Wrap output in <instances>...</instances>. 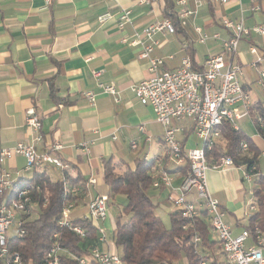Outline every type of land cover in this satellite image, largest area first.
I'll list each match as a JSON object with an SVG mask.
<instances>
[{
	"label": "crops",
	"instance_id": "obj_1",
	"mask_svg": "<svg viewBox=\"0 0 264 264\" xmlns=\"http://www.w3.org/2000/svg\"><path fill=\"white\" fill-rule=\"evenodd\" d=\"M138 1L0 0V149H12L33 140L35 135L26 127V112L35 110L42 119V141L36 145L37 151L44 153L61 146L55 153L69 165L66 173L97 180L96 185L87 183L80 192L76 204L80 208L79 216L73 220L86 215L94 198L109 195L104 183L105 161L111 160L119 173L126 168L134 170L139 162L147 161L152 164L156 178L165 157L164 128L156 122L153 109L141 105L132 91L134 85L152 77L148 60L139 57L143 46L152 41L141 37L143 46L130 43L146 27L165 20L168 1L177 15L182 7L179 0H159L150 5ZM254 6L261 9L255 12ZM187 8L195 10L193 0H187ZM121 9L132 13L131 23L124 29L119 28L117 15L113 20L99 23L102 15L117 14ZM177 19L183 31L157 35L150 56L162 60L163 69L175 70L189 57L190 46L192 65L200 69L210 56L222 53L223 42L230 38L222 21L243 19L248 28L264 24V0L255 5L250 0L206 3L195 17ZM196 28H201L202 33L196 32ZM260 42L258 37L243 40L233 60L242 68L240 83L249 93L253 106L264 103L259 98L260 92L264 93L260 83L264 60L257 63V56L251 54L249 47ZM96 72L98 77H94ZM101 83L114 85L118 94H104L99 87ZM86 93L95 95L94 104L89 103ZM251 124L254 128L251 139L260 153L258 171L264 174V138ZM183 125L185 133L193 128L189 123ZM194 138V134L188 138L185 149L199 147L192 142ZM179 139L183 143L185 136ZM88 141L94 145L90 154L85 155L79 148ZM133 142L137 143L136 150L131 147ZM25 166L22 156L10 159L5 165L15 177L30 179L34 172L25 174ZM167 169L174 177V186L180 187L185 175L171 167ZM207 184L233 234L240 235L246 227L242 224L245 213L240 209L253 193L254 181L245 182L241 171L230 168L208 171ZM155 190L160 192L159 199L168 193L176 194L166 188ZM105 227L111 244L100 245V249L118 254L110 239L116 220L107 217Z\"/></svg>",
	"mask_w": 264,
	"mask_h": 264
},
{
	"label": "built area",
	"instance_id": "obj_2",
	"mask_svg": "<svg viewBox=\"0 0 264 264\" xmlns=\"http://www.w3.org/2000/svg\"><path fill=\"white\" fill-rule=\"evenodd\" d=\"M157 1L159 0H139L138 2L141 5H150ZM193 1L194 11L187 8V0L178 1V5L182 7L178 13L181 20L195 17L198 9L206 3L227 4L229 2V0ZM250 1L255 5L260 0ZM260 9L259 6L253 7L255 12ZM131 14L129 10L121 9L117 14L106 13L98 20L100 24H104L115 19L117 15L119 28L124 29L127 24L131 23ZM222 25L230 33V38L223 42L222 53L206 59L201 70L193 68L190 57H186L178 69H163V61L150 56L153 45L156 44L154 38L159 34H175L174 24L170 20H164L146 27L130 45H142L141 37L152 41L150 45H142L143 50L139 54L141 59L148 60L149 72L152 77L134 85L132 91L141 105L153 109L156 122L164 128L165 157L153 187L155 189L164 187L172 193L176 192L177 197L172 199L170 195L169 201L176 211L186 219L183 227L185 231L194 230L196 220L206 216L208 228L216 237L215 239L211 237V240L219 245V250L214 254L204 247L202 238L195 234L193 243L196 254L202 258L199 264H214L213 256H217L219 259L216 264H264V232L255 227L253 232L244 229L240 235L235 237L231 226L225 221V213L219 202L211 196L207 184V172L210 170L224 171L236 168L242 172L243 180L247 183H252L258 177L264 178V174L259 173L257 165L251 168L236 166L230 157L225 156L210 164L207 157V153L212 152L221 143L220 129L223 124L228 123L234 130L239 131L241 130L239 122L246 118L251 119L253 102L249 93L240 83L242 68L233 62L240 43L245 39L258 37L261 40L260 44L258 46L250 44V52L257 56V63L264 60V24L248 28L243 19L238 22L224 19ZM196 32L201 34L202 29L196 28ZM205 39L206 37L201 41L204 42ZM123 42L127 43L126 40ZM98 76L99 73H94V77ZM260 83L264 87V73H262ZM99 87L104 94L112 96L118 94L114 85L101 83ZM85 96L90 104L95 103L96 97L93 93H86ZM184 123L191 124L194 128V136L203 141L201 148L185 149L179 139L181 135L185 134ZM26 127L33 136L35 135L31 142L19 143L12 149H0V264H23L19 253L10 252L9 244L13 238L24 236L25 224L39 212L38 203L34 201L30 187L26 183H22V179L27 178L15 177L6 169V162L14 157L22 156L26 161L25 174L32 173L44 166L62 172H67L69 169V165L55 153L61 149V146H54L50 151L44 153L37 151L36 145L42 141V119L33 109L26 112ZM113 140L115 141L116 137ZM93 145V141L84 142L79 150L83 154L89 155ZM131 147L136 150L137 143L133 142ZM241 149L247 153L248 144L242 143ZM186 163L189 164V172L185 175L180 187H175L174 177L167 168L171 167L173 171H177ZM88 184L96 185L97 180L91 178L88 180ZM16 191L17 193H15ZM7 193H9L8 196ZM70 193L72 195L80 194L78 188L71 189ZM111 200L109 195L94 198L89 203L86 215L80 218L88 219L96 227L99 236L98 245L91 250L90 261L81 259L79 264H121L118 254L100 249V245L111 244L108 239L109 231L105 227ZM75 207L76 204L70 203L64 209L59 227L68 228L84 237V231L80 227L72 226L74 220L70 215ZM251 208L255 210L254 205ZM13 226L18 228L15 237L9 235V230ZM57 237L56 234L54 238L57 239ZM64 253L65 251L55 242L43 264H61V257Z\"/></svg>",
	"mask_w": 264,
	"mask_h": 264
},
{
	"label": "trees",
	"instance_id": "obj_3",
	"mask_svg": "<svg viewBox=\"0 0 264 264\" xmlns=\"http://www.w3.org/2000/svg\"><path fill=\"white\" fill-rule=\"evenodd\" d=\"M177 17L174 5L168 1L165 20L172 21L176 33H180L183 29ZM187 52L191 57L190 46L187 47ZM251 120L257 132L264 138V103L254 104ZM220 131L224 145L220 143L212 152L207 153L210 164L224 156L230 157L236 166L251 168L258 164L259 149L242 129L236 131L225 123ZM193 132L194 128H191L184 134L183 146ZM244 142L249 146L247 153L241 149ZM48 167H40L34 171L32 178L22 179V183L30 187L32 197L38 203L39 212L25 224L24 236L11 240L9 250L11 253H19L23 264H43L50 248L57 242L65 251L61 264H79L81 259L90 261L91 250L98 245L99 234L96 227L88 219L74 220L72 226L80 227L84 231V237L73 230L59 227L64 209L70 203L77 204L79 200V195H72L70 190L78 188L79 193L82 192L88 180L80 175L74 177L62 171L60 177L54 178ZM152 167L150 162L141 161L136 169L126 168L119 173L111 160L104 162V183L109 188V196L113 200L117 197L126 199L121 215L116 220L115 232L111 236L121 264H176L183 254L189 264H199L202 258L196 254L193 243L195 234L202 238L204 247L216 254L219 245L211 240L206 216L196 220L194 230L183 229L186 219L177 211L170 215V228L163 224L156 212L159 203L154 201L155 196L151 194L155 189ZM178 171L186 175L189 172V164L186 163ZM252 197L255 213L245 229L253 232L255 227H258L264 232L263 177L254 179ZM56 234L57 239L54 238ZM213 259L214 264L219 260L217 256H213Z\"/></svg>",
	"mask_w": 264,
	"mask_h": 264
},
{
	"label": "rangeland",
	"instance_id": "obj_4",
	"mask_svg": "<svg viewBox=\"0 0 264 264\" xmlns=\"http://www.w3.org/2000/svg\"><path fill=\"white\" fill-rule=\"evenodd\" d=\"M260 100L264 101V93H261L260 92ZM251 120L246 118V119H243L242 121L239 122V127L243 129V131L246 133V135L248 137H253L254 136V128H253V125L251 124ZM196 146H199L198 148H201L202 147V142L203 141H200L197 137H195L192 141ZM221 144H223V142L221 141ZM224 145V144H223ZM51 173L53 175L54 178H57L61 172L58 171V170H54V168L52 169L51 168ZM17 193V191L15 192ZM9 193H7V196H8ZM152 195H154V201L156 203H161L159 205V207L157 208L156 212H157V215L161 218L163 224L167 227V228H170L171 227V218H170V215H171V212L172 211H176V208L173 206V204L171 203V201H169V196L170 194L168 193L163 195V198L162 199H159L160 197V192L153 189L152 192H151ZM172 199H175L177 196L175 194H171L170 196ZM171 199V200H172ZM166 200L165 202H161V201H164ZM126 203V199H124V197H117L116 199H112L109 203V206H108V217L112 216L114 218V220H117L118 217L121 215V209L122 207L124 206V204ZM254 205V199L250 196L249 200H246L245 204L242 205L241 207V211H244L245 213V216H244V219L242 221V224L244 225H248V222H249V218L250 216H252L254 213H255V210L251 208V206ZM80 208L79 207H75L73 210H72V213L70 215L71 219H76L78 218L79 216V210ZM36 215V214H35ZM38 215V214H37ZM36 215V216H37ZM35 216V217H36ZM18 233V228L17 226H13L10 230H9V235L11 237H15ZM212 236L211 237H214V239L216 238L215 235L213 233H211ZM235 237H236V234H233ZM112 236V234H111ZM176 264H189L188 261H187V258H186V255H182L181 258L179 259V261L176 263Z\"/></svg>",
	"mask_w": 264,
	"mask_h": 264
}]
</instances>
